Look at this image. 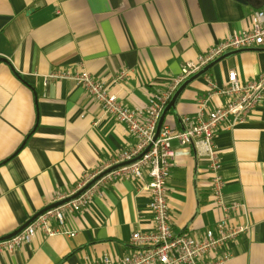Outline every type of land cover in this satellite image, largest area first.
I'll return each instance as SVG.
<instances>
[{"label":"crops","instance_id":"obj_1","mask_svg":"<svg viewBox=\"0 0 264 264\" xmlns=\"http://www.w3.org/2000/svg\"><path fill=\"white\" fill-rule=\"evenodd\" d=\"M255 10L264 12V0H0V238L53 204L56 192L69 197L86 175L117 164L133 144L125 125L104 115L81 86L46 80L48 73L81 65L124 105L144 109L183 62L249 28ZM253 48L189 81L163 123L178 131L180 117L196 112L206 76L222 85L230 69L240 81L263 74L264 47ZM223 102L213 96L209 105ZM170 143L171 228L200 237L224 220L212 197V173L192 145ZM214 145L222 201L244 205L229 212L227 223L248 224L228 245L226 264H264V98L246 122L220 126ZM147 179L103 183L87 206L65 215L63 229L73 236L38 230L12 252L1 247L0 264H85L129 254L131 234L152 228ZM50 225L59 227L54 219Z\"/></svg>","mask_w":264,"mask_h":264},{"label":"built area","instance_id":"obj_2","mask_svg":"<svg viewBox=\"0 0 264 264\" xmlns=\"http://www.w3.org/2000/svg\"><path fill=\"white\" fill-rule=\"evenodd\" d=\"M250 21L249 28L231 33L217 45L198 54L196 59L183 62L179 73L168 78L163 89L148 95L144 109L124 105L104 81L94 77L81 65L76 68H57L48 73L46 80L74 81L90 99L100 105L104 115L125 125L128 135L133 138V144L119 154L118 163L139 158L107 172L73 199L45 210L17 234L1 240L0 248L12 252L20 244L28 242L38 230L43 231L46 236L56 233L73 236L74 231L63 229L65 215L87 206L93 193L99 192L100 185L130 177L143 181L146 176L148 179L143 182V188L149 198L147 209L151 213L152 228L131 234L132 251L129 254L115 261L103 255L99 260L85 264H226L231 258L228 245L248 231V224L227 223L229 212L244 209V205L233 203L228 206L222 201L224 183L219 174L221 165L214 137L222 125L232 128L247 121L264 98V73L256 78L240 81L236 71L230 69L222 85L206 76L208 88L204 95L196 99V112L180 117L178 131L172 130L163 122L157 136L156 130L165 106L184 81L227 51L264 47V12L253 11ZM126 73L125 69L122 70L114 82ZM213 96L222 97L224 102L210 106ZM172 139L177 140L181 146L192 145L199 156L207 159L208 170L212 173V197L221 208L224 220L206 228L200 237L185 232L174 233L171 228L167 180L175 159V150L170 143ZM102 171L103 169L86 175L77 191ZM65 198L67 195L56 192L53 202ZM51 219L56 220L58 228L50 225Z\"/></svg>","mask_w":264,"mask_h":264},{"label":"water","instance_id":"obj_3","mask_svg":"<svg viewBox=\"0 0 264 264\" xmlns=\"http://www.w3.org/2000/svg\"><path fill=\"white\" fill-rule=\"evenodd\" d=\"M239 2H244L246 0H237ZM249 49H258V48H246V49H238V50H233V51H230L228 53H225V54H222L220 57L216 58L214 61L210 62L208 65H206L203 69H201L198 73L194 74L193 76H191L190 78H188L186 81H184L180 86L179 88L175 91V93L173 94V96L171 97L170 101L168 102V104L165 106L163 112L161 113V116L159 118V121H158V125H157V130H156V136H157V133L159 131V128L163 122V117H164V114L165 112L170 108V107H173L174 106V103L177 99V96L178 94L180 93V91L185 87V85L195 79L196 77L200 76L201 74L205 73L207 71V69L209 67H211L213 64H215L216 62L220 61L221 59L227 57L229 54H232V53H236V52H239V51H243V50H249ZM4 61V60H3ZM136 158H139V157H136ZM135 158V159H136ZM133 159V160H135ZM133 160H130V161H124V162H120V163H117L115 165H112L110 167H108L107 169H105L104 171H102L101 173H99L96 177H94L91 181H89L84 187H82L81 189H79L77 192H75L73 195L61 200V201H57V202H54L53 204L43 208L42 210H40L38 213H36L35 215H33L25 224H23L22 226H20L18 229H16L15 231H13L12 233L4 236V237H1L0 238V241L1 240H6L10 237H12L13 235L17 234L19 231H21L25 226H27L35 217H37L39 214L43 213L45 210L49 209V208H52V207H55L65 201H68V200H71L73 199L74 197H76L80 192H82L83 190H85L86 188H88L93 182H95L97 179H99L101 176H103L104 174H106L107 172L119 167V166H122V165H125V164H128L130 162H132Z\"/></svg>","mask_w":264,"mask_h":264}]
</instances>
